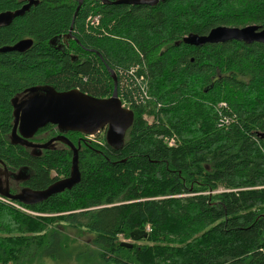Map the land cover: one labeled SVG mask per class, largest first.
Wrapping results in <instances>:
<instances>
[{
    "label": "trees",
    "instance_id": "16d2710c",
    "mask_svg": "<svg viewBox=\"0 0 264 264\" xmlns=\"http://www.w3.org/2000/svg\"><path fill=\"white\" fill-rule=\"evenodd\" d=\"M39 1L0 27V49L33 41L0 53V161L29 173L33 191L70 175L68 147L34 158L10 142L11 100L32 87L106 99L110 70L134 121L119 150L105 131L64 134L80 145L81 181L18 203L40 216L0 202V264H264V44L183 43L218 27L264 29V0H85L75 19V1ZM24 4L0 0V13ZM59 134L49 125L35 137ZM134 231L147 237L122 247Z\"/></svg>",
    "mask_w": 264,
    "mask_h": 264
},
{
    "label": "water",
    "instance_id": "95a60500",
    "mask_svg": "<svg viewBox=\"0 0 264 264\" xmlns=\"http://www.w3.org/2000/svg\"><path fill=\"white\" fill-rule=\"evenodd\" d=\"M78 3L77 16L85 0H72ZM104 4H110L107 0H100ZM168 0H117L114 4L129 6L155 7ZM25 4L15 11L0 13V27L9 26L16 18L24 16L30 9L37 6L39 0H24ZM74 23V22H73ZM72 28L68 38H72ZM230 41L242 42L247 45L259 43L264 44V29L258 26L245 28L218 27L210 31L206 36L189 35L183 39V43L194 47H202L207 44H220ZM33 46L32 40H23L14 46L0 49V53L17 52L23 54ZM114 81V92L110 98L99 99L79 90L58 92L51 87H32L22 95L11 100L13 108V126L10 134L12 145L21 146L35 151L47 150L56 142L63 143L72 151V167L69 177L56 181L47 189L33 191L22 189L18 194H11L8 188V172L6 171V188L0 179V196L5 199L23 204L24 206H36L50 197L73 189L81 181L79 171V150L64 134L77 132L88 137H95L102 131H106V143L114 148L121 149L124 145L127 131L134 121L132 111L124 109L118 98L115 75L109 70ZM56 127L60 135L51 139L46 144H34L31 140L43 128L47 126ZM264 138V134L261 136ZM39 153V152H38ZM0 165L4 166L2 161ZM6 168V167H5ZM14 180L26 182L28 178L25 172H18ZM131 240L138 242L147 237L146 232L134 231L131 233ZM121 246L131 249L132 244L123 242Z\"/></svg>",
    "mask_w": 264,
    "mask_h": 264
},
{
    "label": "flooded vegetation",
    "instance_id": "af4514ba",
    "mask_svg": "<svg viewBox=\"0 0 264 264\" xmlns=\"http://www.w3.org/2000/svg\"><path fill=\"white\" fill-rule=\"evenodd\" d=\"M35 136L31 140V142L34 143V144L42 145V144H46L47 142H49L51 139L57 137L58 135H56V136L48 139L45 142H42L41 141L42 137H40V136L39 137H35ZM63 147H67V146H65L63 143L56 142V143L52 144L47 150L49 151V150L62 149ZM29 150H30L29 151V155L31 157H34V158H40L42 156V154H44L46 152L45 150H42V151H35V150H32V149H29ZM5 167L2 166V165H0V179H1L2 183H3V189L6 188V180H5L6 171L8 172V176H9V179H8V188H9V192L11 194L15 195V194L19 193L22 189H25V188L30 189L29 187H26L25 182H22V181L17 182L16 180H14L15 175L18 174V173H15L13 171H9L8 168L7 167L5 168ZM28 174L29 173L26 174V177L29 180L31 176L29 177L30 174L29 175ZM27 181H26V183H27Z\"/></svg>",
    "mask_w": 264,
    "mask_h": 264
},
{
    "label": "rangeland",
    "instance_id": "374dc122",
    "mask_svg": "<svg viewBox=\"0 0 264 264\" xmlns=\"http://www.w3.org/2000/svg\"><path fill=\"white\" fill-rule=\"evenodd\" d=\"M119 98V97H118ZM224 120H228V121H230V119L226 116L225 118H223ZM101 133H103L104 134V132H101ZM102 136H104V135H101V137ZM166 141V143H167V145L169 144V145H174L172 142H171V139H166L165 140ZM78 147V146H77ZM61 180V179H60ZM2 203H4V202H2ZM11 203H13V201L11 202ZM15 203V202H14ZM4 204H6V203H4ZM15 204H17V205H20V204H18V203H15ZM8 205V204H7ZM13 208H15L16 210H19V211H21V212H23V213H25V214H28V215H32V216H39L40 214H38V213H36V212H33V211H30L29 209H27V208H25V207H23V211L21 210V209H18V208H16V207H14V206H12ZM69 234H71V237L72 238H77V236H76V234H74V232H69ZM80 238H88V236H86V235H84L83 237H80ZM124 237H120V240L122 241V242H126V243H130V244H132L133 243V241L130 239V240H126V239H123ZM47 264H53L51 261H47L46 262ZM36 264H44V263H42V262H37Z\"/></svg>",
    "mask_w": 264,
    "mask_h": 264
},
{
    "label": "built area",
    "instance_id": "2783aa9c",
    "mask_svg": "<svg viewBox=\"0 0 264 264\" xmlns=\"http://www.w3.org/2000/svg\"><path fill=\"white\" fill-rule=\"evenodd\" d=\"M94 22H96V23H98V18H94L93 19V23ZM145 96H146V94H145ZM229 123H230V121H228V120H223V117H221V121H220V127H222V126H228L229 125ZM91 138H93V137H91ZM0 202H4V203H6V204H9V205H12L11 203H9L8 201H6V200H3L2 198H0ZM12 206H14V207H16V208H18V209H21L22 211H23V209L22 208H20V207H18V206H16V205H12ZM40 216V215H39Z\"/></svg>",
    "mask_w": 264,
    "mask_h": 264
},
{
    "label": "bare ground",
    "instance_id": "6f19581e",
    "mask_svg": "<svg viewBox=\"0 0 264 264\" xmlns=\"http://www.w3.org/2000/svg\"><path fill=\"white\" fill-rule=\"evenodd\" d=\"M90 96V95H89ZM119 100H120V98H119ZM121 101V100H120ZM121 103H122V107L124 108V109H127V110H130L129 108H127L125 105H124V103H123V101H121ZM131 111V110H130ZM223 118H225V116H223ZM224 120V119H223ZM105 131V130H104ZM103 132V131H102ZM105 135H106V131H105ZM169 146H172V145H169ZM59 181V180H58ZM18 194V193H17ZM0 198H2L1 196H0ZM3 200H6V201H8L9 203H11L12 201L11 200H9V199H5V198H2ZM12 205H16V206H18V207H20V208H22L23 209V207L21 206V205H17V204H15L14 203V201H13V203H11ZM11 205V206H12ZM143 232H145V231H143ZM147 233V232H146ZM123 243V242H122ZM130 244V243H129Z\"/></svg>",
    "mask_w": 264,
    "mask_h": 264
}]
</instances>
